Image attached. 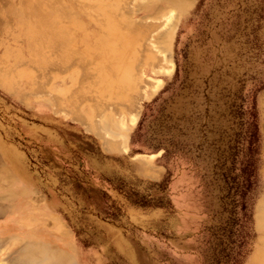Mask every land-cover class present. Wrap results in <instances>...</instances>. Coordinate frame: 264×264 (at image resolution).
Listing matches in <instances>:
<instances>
[{
	"label": "rangeland",
	"instance_id": "obj_1",
	"mask_svg": "<svg viewBox=\"0 0 264 264\" xmlns=\"http://www.w3.org/2000/svg\"><path fill=\"white\" fill-rule=\"evenodd\" d=\"M0 26V121L61 214L8 264H264V0H0Z\"/></svg>",
	"mask_w": 264,
	"mask_h": 264
},
{
	"label": "crops",
	"instance_id": "obj_2",
	"mask_svg": "<svg viewBox=\"0 0 264 264\" xmlns=\"http://www.w3.org/2000/svg\"><path fill=\"white\" fill-rule=\"evenodd\" d=\"M62 32V22L58 25ZM117 56V54L115 55ZM108 61V58H105ZM109 73V72H108ZM102 74L107 80L110 74ZM22 86L29 80L26 72H20ZM67 80L61 79L58 91L64 95L69 89L65 86ZM23 90V88H20ZM0 90L8 95L16 92L13 83L5 77L0 79ZM33 105L37 114L43 107ZM42 107V109H41ZM44 179L42 173L34 167L28 154L17 142L11 127L0 121V262L8 264L2 255L3 248L11 242H21L25 247L48 246L52 241L42 238H60L59 205L54 197L45 200L41 197ZM27 262H31L27 261ZM43 264H46L43 262Z\"/></svg>",
	"mask_w": 264,
	"mask_h": 264
},
{
	"label": "bare ground",
	"instance_id": "obj_3",
	"mask_svg": "<svg viewBox=\"0 0 264 264\" xmlns=\"http://www.w3.org/2000/svg\"><path fill=\"white\" fill-rule=\"evenodd\" d=\"M7 1H8V0H7ZM26 1H27V0H26ZM39 2H40V1H39ZM26 3H27V2H26ZM21 4H22V3H21ZM40 4H42V3H39V5H40ZM24 5H25V4H24ZM22 6H23V5H22ZM40 6H41V5H40ZM24 7H25V6H24ZM24 7H23V8H24ZM35 7H36V6H35ZM31 8L33 9V5L31 6ZM31 8H30V9H31ZM9 9H10V8H9ZM25 9H26V8H25ZM35 9L37 10V8H35ZM35 9H34V10H35ZM41 9H42V8H41ZM41 9H40V10H41ZM11 10H12V8H11ZM7 11H8V10H7ZM9 11H10V10H9ZM9 11H8V12H9ZM42 11H44V10L42 9ZM64 11H65V10H64ZM168 11H169V10H168ZM5 12H6V11H5ZM29 12H31V10H29ZM37 12L40 13L39 10H38ZM171 12H174V11H171ZM10 13H11V11H10ZM33 13H34V12H33ZM38 13H37V14H38ZM45 13H47V12H45ZM43 14H44V13H43ZM174 14H175V12H174ZM6 15H7V14H6ZM40 15H41V13H40ZM46 15H47V14H46ZM31 16H32V15H31ZM31 16H30V17H31ZM34 16H35V15H34ZM37 16H39V14H38ZM41 16H42V15H41ZM36 18H37V17H36ZM40 18H42V17H40ZM45 18H46V17H45ZM50 18H51V17H50ZM31 19H32V18H31ZM37 20H38V19H37ZM41 21H42V20H41ZM43 21H44V20H43ZM43 21H42V22H43ZM10 22H11V21H10ZM44 22H45V21H44ZM36 23H37V22H36ZM161 24H162V23H161ZM49 25H50V24H49ZM49 25H48V26H49ZM46 26H47V25H46ZM50 26H51V25H50ZM0 27H1V26H0ZM125 27H126V26H125ZM40 28H41V27H40ZM46 28H48V27H46ZM52 28H53V27H52ZM157 28H159V27H157ZM127 29H128V28H127ZM38 30H39V29H38ZM40 30H41V29H40ZM1 31H2V29H1ZM45 31H46V30H45ZM130 35H131V34H130ZM33 37H35V36H33ZM49 38H50V37H49ZM52 38H53V37H52ZM52 38H51V39H52ZM132 39H133V38H132ZM38 40H39V39H38ZM56 45H58V44H56ZM59 46H60V45H59ZM59 46H58V47H59ZM63 47H64V46H63ZM63 47H62V48H63ZM32 48H33V47H32ZM39 49H40V48H39ZM60 49H61V48H60ZM109 49H110V48H109ZM61 50H62V49H61ZM105 51H106V50H105ZM39 52H40V50H39ZM40 53H41V52H40ZM51 53H52V52H51ZM156 53H157V52H156ZM106 54H107V53H106ZM110 54H111V53H110ZM116 54H117V53H116ZM116 54H115V55H116ZM37 55H38V54H37ZM40 55H41V54H40ZM51 55H52V54H51ZM107 56H109V55H107ZM107 56H106V57H107ZM57 57H58V56H57ZM162 58H163V57H162ZM157 59H158V58H157ZM55 60H56V59H55ZM59 60H60V59H59ZM59 60H58V61H59ZM159 60H160V59H159ZM157 61H158V60H157ZM157 63H158V62H157ZM157 63H156V64H157ZM160 63H161V62H160ZM171 66H172V65H171ZM164 67H166V66H164ZM101 73L104 75L105 73L107 74L108 71H106V70L104 69L103 72H101ZM80 116H81V115H80ZM82 117H83V116H82ZM79 119H80V118H79ZM86 125H87V124H86ZM97 125H98V124H97ZM97 127H98V126H97ZM94 128H95V127H94ZM106 134H107V133H106ZM108 136H109V135H108Z\"/></svg>",
	"mask_w": 264,
	"mask_h": 264
},
{
	"label": "trees",
	"instance_id": "obj_4",
	"mask_svg": "<svg viewBox=\"0 0 264 264\" xmlns=\"http://www.w3.org/2000/svg\"><path fill=\"white\" fill-rule=\"evenodd\" d=\"M136 203L137 204H140L141 206H144V207H150V206H155V207H158V206H161L162 204H160V203H162V201L161 202H159V205L157 204V205H152L151 204V202L150 201H143V200H140V201H136Z\"/></svg>",
	"mask_w": 264,
	"mask_h": 264
}]
</instances>
